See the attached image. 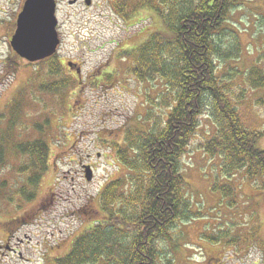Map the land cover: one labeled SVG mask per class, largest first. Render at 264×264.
<instances>
[{"label": "rangeland", "instance_id": "1", "mask_svg": "<svg viewBox=\"0 0 264 264\" xmlns=\"http://www.w3.org/2000/svg\"><path fill=\"white\" fill-rule=\"evenodd\" d=\"M85 1L57 0L58 51L52 59L30 62L10 44L24 0H0V139L6 151L0 165V240L7 237L8 221L39 207L18 234L21 248L12 253L0 247V264H55V257L69 252L87 225L103 216V186L129 172L113 144H123L124 130L146 128L149 121L138 120L152 107L156 115L171 109L161 103L168 86L139 81L130 73L133 59L123 56L162 27L149 6L157 0H143L146 5L129 19L112 5L119 0ZM220 42L217 66L225 79L241 72L229 80L231 95L247 127L262 132L264 148V87L251 88L247 77L254 65L264 73V0H240ZM216 129L206 108L180 163L192 213L179 219L170 240L160 242L162 264H264V190L243 171L223 175L222 157L200 147ZM39 139L50 146L47 166L39 163L24 175L21 169L34 159L17 146ZM43 168L37 194L27 201L35 186L24 180ZM218 180L234 187L235 195L214 190ZM11 240L10 246L19 242Z\"/></svg>", "mask_w": 264, "mask_h": 264}, {"label": "trees", "instance_id": "2", "mask_svg": "<svg viewBox=\"0 0 264 264\" xmlns=\"http://www.w3.org/2000/svg\"><path fill=\"white\" fill-rule=\"evenodd\" d=\"M239 1L157 0L149 4L162 27L152 31L139 46L122 52L133 59L130 73L136 79L160 80L168 86L161 103L171 109L166 113L163 108L160 115L154 113V107L147 109L149 114L138 120L149 121L147 127L124 130L123 144H113L118 162L129 172L103 186L99 194L103 216L87 225L70 251L54 258L55 264H162L160 242L170 240L179 219L189 218L192 213L180 163L206 108L217 129L200 147L210 156L222 157L223 175L243 171L250 181L260 182L264 190V148L259 145L262 132L247 127L231 95L233 86L229 80L241 72L236 70L225 79L217 66L221 36ZM112 5L129 19L146 2L119 0ZM247 77L251 88L264 87V73L256 65ZM4 141L0 139V165L6 154ZM17 148L34 159L31 166L21 169L22 174L39 163L47 166L50 146L44 139L22 143ZM44 168L24 180V184L35 186L27 201L37 194ZM214 190H221L225 197L235 195L234 187L219 180ZM26 192L23 187L21 194ZM37 210L15 218H27L25 222L30 224ZM15 218L6 223L8 229L14 228ZM165 264L173 263L168 260Z\"/></svg>", "mask_w": 264, "mask_h": 264}, {"label": "water", "instance_id": "3", "mask_svg": "<svg viewBox=\"0 0 264 264\" xmlns=\"http://www.w3.org/2000/svg\"><path fill=\"white\" fill-rule=\"evenodd\" d=\"M87 4H91V0H87ZM56 8V0H25L11 39V46L20 57L34 62L57 52L60 38ZM85 168L86 178L91 180L92 168L90 165Z\"/></svg>", "mask_w": 264, "mask_h": 264}, {"label": "flooded vegetation", "instance_id": "4", "mask_svg": "<svg viewBox=\"0 0 264 264\" xmlns=\"http://www.w3.org/2000/svg\"><path fill=\"white\" fill-rule=\"evenodd\" d=\"M26 219L27 218H22V217L19 219L15 218L14 228L12 230L7 228V237L0 240V247L8 248L10 249V251H12V253H16L18 249L21 248L22 243L20 242H22V239L19 238L18 234L21 231V229L24 227V225L26 224L25 222ZM21 223H24V224H21ZM12 238L18 239L19 242L17 243L16 246H10L12 243L9 244V241L11 242L14 241V240H11Z\"/></svg>", "mask_w": 264, "mask_h": 264}]
</instances>
